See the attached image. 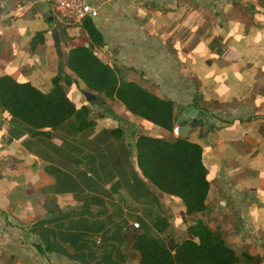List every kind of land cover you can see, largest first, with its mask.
Here are the masks:
<instances>
[{
  "label": "crops",
  "instance_id": "obj_1",
  "mask_svg": "<svg viewBox=\"0 0 264 264\" xmlns=\"http://www.w3.org/2000/svg\"><path fill=\"white\" fill-rule=\"evenodd\" d=\"M89 1L98 10L91 19L104 40L103 51L95 49L121 78L173 100L176 119L178 107L193 99L215 118L184 136L195 135L193 142L202 147L210 182L205 207L187 214L178 197L159 191L143 175L135 140L146 132L144 119L118 100H106L114 118L104 119L111 127L100 119L86 136L64 138L73 146L80 140L86 145L71 147L73 158L62 161L50 158L56 150L45 145L27 146L37 136L2 113L0 264H84L63 242L69 233L93 234L97 242L95 235H100L103 248H110L115 236L121 262L138 264L132 243L144 227L156 229L152 222L159 215L167 224L162 236L188 237V225L203 220L222 231L238 264H264V0ZM38 32L42 37L33 44ZM78 36V45H89L83 27L62 23L47 0H0V76L38 88L51 82L61 64L72 76L65 65L72 48L67 42ZM43 71L49 75L42 76ZM32 76L37 77L27 79ZM99 122L105 125L98 128ZM115 127L123 130L121 142L130 147L103 145L99 132ZM152 130L156 136L176 137L154 124ZM94 194L106 199L102 207L88 203ZM118 198H135V208L127 209ZM94 246L87 242V249Z\"/></svg>",
  "mask_w": 264,
  "mask_h": 264
},
{
  "label": "trees",
  "instance_id": "obj_2",
  "mask_svg": "<svg viewBox=\"0 0 264 264\" xmlns=\"http://www.w3.org/2000/svg\"><path fill=\"white\" fill-rule=\"evenodd\" d=\"M80 25L88 34L90 43L88 46L70 48L65 62L76 79L90 92L97 94V100L100 101L102 97L118 100L131 114L172 132L176 121L174 101L150 92L136 81L120 78L117 69L104 62L95 49L103 46L104 40L92 19L85 18ZM40 37L42 32L33 37V44ZM51 82L52 87L43 91L29 81L21 82L10 75H1L0 114L10 115L13 121L33 137H49L64 124L75 132L90 131L95 124L89 119L90 105L81 104L77 107L68 97L64 84L71 85L74 78L63 71L62 64ZM97 104L103 106L104 101ZM108 133L118 144L121 142L122 129L110 128ZM135 148L138 168L159 191L178 197L185 205L187 214L204 209L210 182L199 143L181 135L169 139L141 133L136 137ZM86 199L90 205L98 207L106 203L100 194ZM133 199L119 198V202L127 209H134ZM70 219L65 221L70 222ZM70 224L67 225L68 229L72 227ZM96 224L98 228L99 223ZM152 224L159 232L167 228L161 215ZM124 227L122 223L116 229L121 232ZM79 232L85 233L82 229ZM187 234L188 237L180 240L167 236L160 238L143 228L132 243L140 255L138 264H238L237 252L224 239L222 231L213 230L203 220H197L188 225ZM95 236L99 237V242L93 240V234H73L72 237L69 233L63 242L74 247V259L84 264H125L117 256V243L113 241L115 236L112 237L110 248L100 246L103 238L97 234ZM88 241L95 248L87 249ZM47 247L52 248V242H48Z\"/></svg>",
  "mask_w": 264,
  "mask_h": 264
},
{
  "label": "rangeland",
  "instance_id": "obj_3",
  "mask_svg": "<svg viewBox=\"0 0 264 264\" xmlns=\"http://www.w3.org/2000/svg\"><path fill=\"white\" fill-rule=\"evenodd\" d=\"M81 38H82V36H78V37H76V39L69 40L67 43L70 47H74L78 44H82ZM102 47L103 46L99 47L98 49L100 51H103ZM42 73H43L42 76H44L46 74L49 75V73L47 71H43ZM72 76L76 79L74 74H72ZM34 77H37V76H32V77L27 78V79H33ZM51 87H52V82H50V83L46 82V83H44V85H43V83L41 84L40 89H42L43 91H48ZM64 88H65V91H66L68 97L72 100H75V104L77 107H79L81 104L90 105L89 119L94 121V123H97L98 120L103 119L105 121L106 126H108V124L111 121H109V120L106 121L104 119V117H107V119L114 118L113 114H111L109 112V109H111V108L109 106V103L106 101L108 98L102 97V99L100 101H99V99L97 100V98H96V100L92 103L87 102L85 96L83 95V91L84 90L89 91V90L84 86V84L80 80L76 79V81L74 83H72L71 85H65L64 84ZM206 93L210 95L212 92L210 90H207ZM80 94H81V97H80ZM79 98H81L80 103L76 102V101H78ZM102 100L104 101V104H103V106H99L97 103L102 102ZM143 121H144V124L146 125V127L144 128L146 131L145 134L154 135V132L152 130L153 123H150L146 120H143ZM105 124L99 122L97 127L99 128ZM111 124H113V123H111ZM23 126H25V125H23ZM112 126H114V124ZM108 127H111V126H108ZM133 127L136 130H140V129L142 130L143 129V127H141L140 125H138V126L133 125ZM54 132H55V134L52 135L51 139H48L44 136H37L34 140L28 141V143L26 145L31 146V147L36 146L37 148L38 147L39 148L44 147V145H45L48 149L56 150V151H53L52 153H50L49 157L56 159V160H60V161H62L63 159L66 160V159H72L73 158L71 155L72 152L70 150L71 147H74V146L75 147H78V146L82 147L83 145H86L85 142L80 140V142H77L73 146L72 144L67 142L65 139H67L68 141H73L72 138L74 136H77L78 134L81 136H86V133L88 132L87 130H85L83 132H75L73 129H71L70 126H68L67 124H64L60 130H57ZM135 132L136 131H132V133H135ZM171 133L173 135L175 134L174 131H172ZM177 135H178V133L175 134V136H177ZM188 136H189V140L196 141L195 135L190 134ZM98 138H100L101 141H103V145H108V146H112V147L116 146V145H120L122 147H125V146L130 147L129 144H125L124 142H121V144L120 143L118 144V141H116L112 136H110L107 128L103 129L99 132ZM126 157H128L131 162L133 161V158L130 154H127ZM144 229H146V231L151 235L158 236L160 238L163 237L161 235L162 232H159L154 227H150V228L144 227ZM164 237H166V236H164Z\"/></svg>",
  "mask_w": 264,
  "mask_h": 264
},
{
  "label": "water",
  "instance_id": "obj_4",
  "mask_svg": "<svg viewBox=\"0 0 264 264\" xmlns=\"http://www.w3.org/2000/svg\"><path fill=\"white\" fill-rule=\"evenodd\" d=\"M52 19L51 17L48 18ZM51 25V22L49 23ZM83 95L85 96L88 103H92L96 100L97 94L84 90ZM197 98L198 95L195 94ZM215 118L208 115L205 111L198 108L195 99L191 101L188 106H179L177 110V119L175 126L177 127V133L181 136H186L187 132L196 127L210 126L214 123Z\"/></svg>",
  "mask_w": 264,
  "mask_h": 264
},
{
  "label": "built area",
  "instance_id": "obj_5",
  "mask_svg": "<svg viewBox=\"0 0 264 264\" xmlns=\"http://www.w3.org/2000/svg\"><path fill=\"white\" fill-rule=\"evenodd\" d=\"M57 14V18L64 24H80L85 18L97 15V8L89 0H47ZM177 133V127L173 129ZM134 228L139 227V222H132Z\"/></svg>",
  "mask_w": 264,
  "mask_h": 264
}]
</instances>
